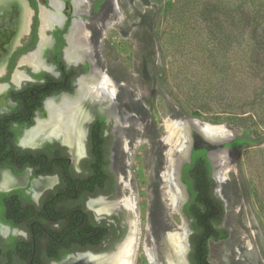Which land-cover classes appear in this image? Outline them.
I'll list each match as a JSON object with an SVG mask.
<instances>
[{"label":"rangeland","instance_id":"rangeland-1","mask_svg":"<svg viewBox=\"0 0 264 264\" xmlns=\"http://www.w3.org/2000/svg\"><path fill=\"white\" fill-rule=\"evenodd\" d=\"M94 4L91 0V6L84 7L92 45L101 69L118 89L106 131L116 187L99 197H133L141 236L136 264H169L171 243L165 236L183 231L184 225L191 229L183 212L188 189L181 203H174L162 174L169 149L166 122L190 119L226 128L229 139L249 131L256 140L210 153L215 180L219 158L228 168L221 188L216 181V194L226 206L223 227L229 237L210 243L209 260L264 264V0ZM216 117L220 123L214 122ZM86 146L87 157L80 163L89 156L88 140ZM128 215L124 209L105 216L111 224L118 219L122 238L107 242L101 253L113 252L123 242ZM177 246L176 255L181 254Z\"/></svg>","mask_w":264,"mask_h":264},{"label":"flooded vegetation","instance_id":"flooded-vegetation-1","mask_svg":"<svg viewBox=\"0 0 264 264\" xmlns=\"http://www.w3.org/2000/svg\"><path fill=\"white\" fill-rule=\"evenodd\" d=\"M75 1L60 0L62 22L42 35V9L57 11L52 0H0V264L61 263L71 254L106 248L110 236L97 248L79 249L74 238L79 236L80 229L64 232L67 225L77 223L81 214L86 220L90 212L95 222L106 221L108 226L118 227V221L113 219L116 224H111L103 215L96 220L97 213L89 204L102 198L99 195L85 200H81L78 192L65 196L59 164L55 165V161L62 159L57 153L63 149L74 164L68 145L58 139L37 145L23 141L27 132L37 126L38 119L47 118L49 100L75 96L79 79L92 73L87 58L82 61L66 58L69 36L78 17L74 14ZM88 1L91 6V0ZM102 1L96 0V5ZM88 12L82 13L85 21ZM30 55L37 56L39 69L28 64ZM49 77L53 78L50 82ZM98 117L104 116H96L93 122ZM5 175L18 183L3 185ZM45 180L50 185L37 189L35 183ZM121 233L118 228L117 234ZM57 256L61 259L56 260Z\"/></svg>","mask_w":264,"mask_h":264},{"label":"bare ground","instance_id":"bare-ground-1","mask_svg":"<svg viewBox=\"0 0 264 264\" xmlns=\"http://www.w3.org/2000/svg\"><path fill=\"white\" fill-rule=\"evenodd\" d=\"M88 3V0H76L73 3L74 14H78V17L74 20L69 36L70 47L67 50L66 58L69 61H75L77 58L82 61L87 58L92 64V73L87 77L79 79L75 96L63 95L59 100H49L46 106L47 118L45 120L38 119L37 126L29 130L23 139V141H27L30 145H37L46 140L58 139L70 147L75 160L83 158L86 154V123L96 110L111 116V111H113L112 106L115 104V97L118 91L112 79L101 69L96 57L97 54L95 55L96 50L92 45L88 24L82 17V13L88 12L87 9H84ZM52 4L57 8L56 12L46 9H42L41 12L42 35H44L46 29H51L55 24L61 23L62 18H64L61 9L63 8V4L60 0H52ZM36 59L37 56L34 55H30L28 58V64L35 70L39 69L38 62H35ZM117 117L116 122L120 124L121 118H119V114ZM166 129L165 140L169 149L162 174L166 182L170 184L172 201L178 204L185 197L186 190L180 181V168L189 154L190 147L194 143L192 132L197 131L202 133L215 142L227 140L231 134L224 127L214 126L198 119L167 121ZM219 161L218 163L216 162V181L219 188H221L228 176V168L225 159L219 158ZM17 183L18 180L16 179L7 175L3 176V185L5 186L9 187ZM35 185L38 189L50 185V181L36 182ZM124 190H126V187L123 188ZM89 205L98 214H96L98 217L109 216L124 209L127 210L129 212L128 234L113 252L102 253L100 255L84 253L79 256H72L65 264H136L141 236L139 224H137L136 220L138 216L135 217L137 212L135 211L136 204L133 197H120L111 201L102 197L91 201ZM187 227L184 225L183 231L169 233L165 236L171 243V246L167 250L169 264H187L190 232ZM176 245L181 250V254L176 255V252L174 253ZM146 252L151 259H154L153 250L148 246L146 247Z\"/></svg>","mask_w":264,"mask_h":264},{"label":"trees","instance_id":"trees-1","mask_svg":"<svg viewBox=\"0 0 264 264\" xmlns=\"http://www.w3.org/2000/svg\"><path fill=\"white\" fill-rule=\"evenodd\" d=\"M169 2L172 3V0ZM52 80L53 78L49 77V82ZM214 122L220 123V118H214ZM108 129L109 125L104 117L96 118L91 124L88 139L89 156L80 163V172H77L75 165L70 163L63 149L58 151L57 157L62 159L55 161V165L59 164L58 171L65 196L71 197L78 192L81 200H85L87 197L114 193L116 183L109 170V138L106 136ZM251 136L249 131L244 132L225 146L233 149L246 146L256 141ZM260 139L264 140V137ZM182 181L190 194L183 208L192 229L190 264H212L209 260L210 243L228 239L229 231L223 227L226 206L216 194L217 185L205 149L193 150L191 161L184 164ZM80 207L84 210L82 205ZM83 217L82 214L79 215L77 223H71L64 229V232L70 233H74L77 228L80 229L81 233L74 238L80 246L79 249L97 248L109 236L112 237L110 241L112 243L122 238V233L117 234L118 227L108 226L106 221L95 222L90 212L87 213L86 220ZM114 219L118 221L116 217ZM54 258L61 259L59 256Z\"/></svg>","mask_w":264,"mask_h":264},{"label":"water","instance_id":"water-1","mask_svg":"<svg viewBox=\"0 0 264 264\" xmlns=\"http://www.w3.org/2000/svg\"><path fill=\"white\" fill-rule=\"evenodd\" d=\"M90 69H91V67H90ZM96 116H104V117H106L107 123H109L107 114H104V113H101V112L94 113L91 116V118L89 119V121L86 123V135L87 136L89 134L90 125H91V123L93 122V120L95 119ZM192 135L194 136V143L190 147V151H189V154H188V156L186 158V162L188 163V162L191 161V156H192L193 150H195V149H205L207 151V157H208V159L210 161L212 169L214 168V166L211 163L210 153H212L214 151H217V150H227L228 147H226L225 145L233 140V138L232 139L228 138L227 140H224V141H221V142H218V141L215 142V141L211 140L209 137L204 136L202 133H199L197 131H193ZM85 157H87V153L83 156V158H85ZM83 158H81V159H83ZM81 159L77 160L76 164L79 165ZM180 181L183 184V186L185 187V190L187 191L188 188L183 183V181L181 179V173H180ZM188 194H189V192H188ZM100 219H102V218L98 217V216L96 217L97 221H99ZM187 228L189 229V227H187ZM189 231H190L189 233L192 234V230L189 229ZM188 248H189V251H190L191 250V245H190L189 242H188ZM84 253H91V254H97V255L102 254L101 252H94V251L78 252L76 254L69 255L61 263H53V264H65V262L70 260L72 258V256H79V255L84 254ZM187 264H190L189 258L187 259Z\"/></svg>","mask_w":264,"mask_h":264}]
</instances>
